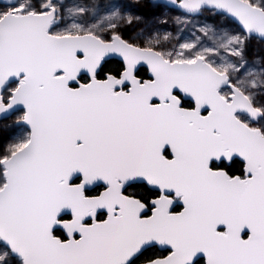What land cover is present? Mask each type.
Returning a JSON list of instances; mask_svg holds the SVG:
<instances>
[{"label": "snow or ice", "instance_id": "6c2138e0", "mask_svg": "<svg viewBox=\"0 0 264 264\" xmlns=\"http://www.w3.org/2000/svg\"><path fill=\"white\" fill-rule=\"evenodd\" d=\"M264 0H0V264H264Z\"/></svg>", "mask_w": 264, "mask_h": 264}, {"label": "rangeland", "instance_id": "374dc122", "mask_svg": "<svg viewBox=\"0 0 264 264\" xmlns=\"http://www.w3.org/2000/svg\"><path fill=\"white\" fill-rule=\"evenodd\" d=\"M247 56L250 62L253 60L254 57L264 56V46L253 43L252 45L249 46Z\"/></svg>", "mask_w": 264, "mask_h": 264}]
</instances>
